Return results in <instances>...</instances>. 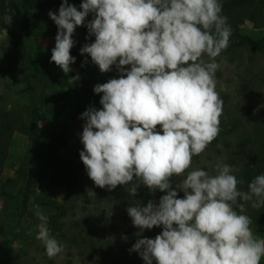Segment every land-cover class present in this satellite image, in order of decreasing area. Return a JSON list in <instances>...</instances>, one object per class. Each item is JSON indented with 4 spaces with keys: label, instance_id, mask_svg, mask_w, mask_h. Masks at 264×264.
Listing matches in <instances>:
<instances>
[{
    "label": "clouds",
    "instance_id": "1",
    "mask_svg": "<svg viewBox=\"0 0 264 264\" xmlns=\"http://www.w3.org/2000/svg\"><path fill=\"white\" fill-rule=\"evenodd\" d=\"M222 11V0H82L79 10L62 0L58 14L48 12L57 26L50 62L65 75L75 63L70 50L78 26L94 36L81 55L90 56L101 73L113 66L119 73L94 85L102 107L89 106L80 115L85 123L79 156L88 177L109 191L139 180L150 193H166L158 203L127 208L138 237L162 228L129 249L145 264H261L264 258V238L243 214L248 202L254 209L264 207V174L242 191L238 185L244 181L232 165L217 162L214 174L192 167L193 157L221 131L216 58L232 35ZM79 79L77 74L68 83ZM173 177L182 178L175 187ZM139 185L128 194L135 197ZM34 214L40 221L36 239L47 257L55 258L65 246L50 234L40 205Z\"/></svg>",
    "mask_w": 264,
    "mask_h": 264
},
{
    "label": "trees",
    "instance_id": "2",
    "mask_svg": "<svg viewBox=\"0 0 264 264\" xmlns=\"http://www.w3.org/2000/svg\"><path fill=\"white\" fill-rule=\"evenodd\" d=\"M61 2L62 0H18L17 5L23 12V26H28L32 10H37L45 15H48L49 10H52L58 14ZM68 2L79 10L82 0H68ZM222 4V14L228 18L232 35L228 48L220 56L235 64L236 67L244 68L252 75V82L258 84L260 75L264 74V68L262 71H258L254 70L253 66L258 57L264 58V35L253 37L243 32L241 26L254 12V26L264 28V0H222ZM15 6V0H0V17L13 10ZM91 19L92 14L90 13L88 20ZM52 23L56 36L57 26L54 21ZM22 37V34L20 36L12 34L9 39L15 45L19 44L25 51V44L20 41ZM86 37H88V30L85 26L79 38L77 40L73 38L76 43L70 50L71 55L76 58L74 63L76 71L72 76L77 74L80 76L79 81L75 82L79 88L75 90L74 83L70 85L77 92L74 104L77 113L84 112L89 106L101 108L102 105L99 101L102 94L94 93V85L105 83L118 75L114 66L111 72L101 73L98 66L91 62L90 56L81 55L80 48L85 43L94 41V36L87 39ZM86 58L87 63H83ZM27 75L26 79L30 80V73ZM224 99L227 97L225 96ZM231 108L227 107L229 110L220 117L219 136L207 149L217 148L218 143L224 145L226 150L225 148L219 149L218 153L221 154L225 150L224 154L228 157V164L238 169L234 174L238 179L244 181L238 187L242 191H247L248 183L255 176L264 174V124L263 121H259L261 119L258 113L254 114L252 105H249L248 109L245 106H237L236 112ZM252 114L254 116H251ZM253 117L255 118L253 119ZM15 132L24 134L30 142L31 149L35 151L40 134L37 104L26 102L15 108H0V172L5 167ZM66 145L67 138L65 132L62 131L53 134L47 148L51 160L49 179L54 186L65 190L64 200L58 205L56 212L45 214L49 218L50 234L65 246L64 251H67L66 254L69 256L68 264H73L75 261L73 255L76 256V254L72 251L73 248H79L78 256L81 257L85 253L92 255L91 252H87L88 250L93 251V254L97 253L101 260L102 258L106 259L103 264H108V260L112 261V264H134L139 254L135 251L130 252L129 249L138 238L145 236H133L138 228L133 226L127 208L137 205L145 206L150 200V196L141 191L139 186L136 196H130L129 190L134 185H138V180H133L132 183L124 186L118 185L111 191L99 188L95 192V197H90L88 193L92 192L91 182H86L81 176L85 168L79 152L83 149V145L76 149L72 158L61 153V149ZM32 159L33 155L26 160L22 159L15 170V176L10 179L8 184H4L10 188L16 186L17 191L0 190V198L5 201L3 211L9 213L11 219L16 216L20 218L29 215L39 224L38 218L28 208L29 200L35 193L38 181L36 172L29 166ZM199 160L200 156L193 157V165ZM175 183L173 179V187H175ZM178 196L183 197V192L178 190ZM102 201L106 205L107 211L100 210ZM238 203H243V201H238ZM76 208H80L79 210L87 214H81L83 218H77V220L73 217L78 213ZM236 210L240 211L238 207ZM243 214L252 218L253 225L264 226V207L254 209L251 207V202H248L245 204ZM5 226V219L0 215V264H28L22 258L25 253L17 255V257L13 256L12 235ZM120 231L123 236L118 238L115 235ZM150 231L151 235H155L159 234L162 228L154 227ZM50 262L53 263L52 260Z\"/></svg>",
    "mask_w": 264,
    "mask_h": 264
},
{
    "label": "rangeland",
    "instance_id": "3",
    "mask_svg": "<svg viewBox=\"0 0 264 264\" xmlns=\"http://www.w3.org/2000/svg\"><path fill=\"white\" fill-rule=\"evenodd\" d=\"M15 1V8L0 17V108H15L26 102H34L39 107L40 134L34 151L24 134L14 133L5 167L0 172V190L6 192L17 191L16 186L10 188L4 184H8L10 179L15 176V170L20 161L33 155L29 166L36 172L38 181L35 193L29 200L28 208L34 213L35 206L40 205L44 214H50L56 212L58 205L62 203L65 196V190L54 186L49 179L51 160L47 148L50 139L54 133L64 131L67 145L61 149V153L70 158L74 156L76 149L82 145L80 135L85 121L80 118L81 113H77L74 109L77 92L68 83V79L76 71V66L73 63L71 65L72 71L65 75L54 62H50L51 49L55 45L52 20L48 15L32 10L29 24L24 27L23 12L17 5L18 0ZM253 18L254 12L242 24L241 30L253 37H261L264 35V28H256ZM84 27L78 26L76 28L73 35L75 40L79 38ZM12 34L17 36L22 34L23 37L20 41L25 44V51L21 49L19 44L15 45L10 41L9 37ZM216 60L220 65L216 72V90L223 100V114L229 110L227 107H232L231 109L236 112L238 110L237 106H245L248 109V106L252 105L254 114L258 113L261 119L259 121H263L264 124V74L260 75L258 84H255L251 80L252 75L246 72L244 68L236 67L235 64L230 63L223 56L217 57ZM253 67L254 70L262 71L264 58L258 57ZM28 72L30 73V80L26 79ZM118 76L119 73L112 78H118ZM74 85L76 86L75 90L79 88L76 83ZM223 89H227V91ZM225 96L227 99H224ZM224 148L222 143H218L217 148L207 149L200 156V160L194 163L193 168H201L210 174H214L213 166L217 162L228 164V157L224 154L226 148L221 154L218 153L219 149ZM81 176L86 182H91L92 192L98 191L99 187L95 186L85 169L82 171ZM173 179L177 183L182 178L173 177ZM139 183L138 180V185ZM139 189L147 193L150 200L157 203L160 196L165 194L159 190L150 193L143 184L139 185ZM103 203L102 201L100 210H106V205ZM4 204L5 201L0 198V215L5 219L6 230L12 235V254L14 257L25 253L22 258L28 264H68L67 251L52 259L47 257L43 244L36 239L39 224L34 221L32 216L24 215L20 218L16 216L11 219L9 213L3 211ZM79 209L76 208L78 213L73 216L76 219L83 218L81 214H87ZM251 227L256 235L264 238V226L252 224ZM138 231L139 229L134 232V237H138L136 235ZM150 232V230H144L141 236L154 238L157 235H151ZM115 236L122 237L123 233L120 231ZM78 250L79 248L72 249L76 254V256L72 254L75 258L73 264H103L106 260L103 258L101 260L97 253L93 254V251L89 250L87 252H91L92 255L85 253L82 257L78 256ZM51 260L53 263L50 262ZM262 263L264 264V258L261 260ZM108 264H112V261L108 260ZM134 264H145V262L138 256ZM153 264H155V261Z\"/></svg>",
    "mask_w": 264,
    "mask_h": 264
}]
</instances>
